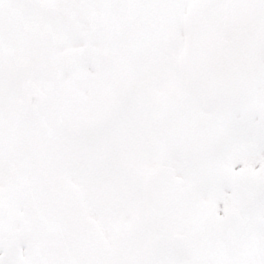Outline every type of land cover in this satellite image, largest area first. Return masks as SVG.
Masks as SVG:
<instances>
[{"label": "snow or ice", "instance_id": "snow-or-ice-1", "mask_svg": "<svg viewBox=\"0 0 264 264\" xmlns=\"http://www.w3.org/2000/svg\"><path fill=\"white\" fill-rule=\"evenodd\" d=\"M0 264H264V0H0Z\"/></svg>", "mask_w": 264, "mask_h": 264}]
</instances>
